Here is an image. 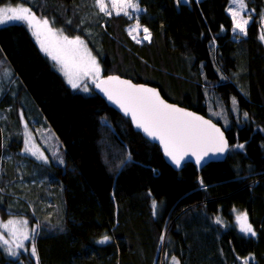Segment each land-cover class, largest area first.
<instances>
[{
    "label": "trees",
    "instance_id": "16d2710c",
    "mask_svg": "<svg viewBox=\"0 0 264 264\" xmlns=\"http://www.w3.org/2000/svg\"><path fill=\"white\" fill-rule=\"evenodd\" d=\"M137 2L136 18L105 15L95 0L0 7L22 5L79 36L101 78L152 85L213 115L230 142L227 159L174 171L102 98L72 89L25 23L2 25L0 216L28 219L35 236L17 258L0 249V264H264V0H245L246 35L234 32L231 0ZM137 23L150 40L129 34ZM25 119L51 133L63 166L25 152ZM236 212L247 213L255 236L240 231ZM104 236L109 242L98 243Z\"/></svg>",
    "mask_w": 264,
    "mask_h": 264
},
{
    "label": "snow or ice",
    "instance_id": "6c2138e0",
    "mask_svg": "<svg viewBox=\"0 0 264 264\" xmlns=\"http://www.w3.org/2000/svg\"><path fill=\"white\" fill-rule=\"evenodd\" d=\"M95 3L105 15L112 14L105 4V0H95ZM110 3L112 9L116 10L117 15H120L123 11L125 16L131 18L127 11L128 8L140 11L137 0H110ZM231 5L236 6L235 9L231 6L228 9L235 23L234 31L238 29L239 33L246 35V25L250 17L244 19L241 15V12L246 8L244 0H231ZM8 22H22L29 27L41 50L56 62L59 66L58 71L64 75L72 89L80 88L83 81L90 78L92 84L99 88L110 101L118 105L125 115L131 117L138 129H141L153 140L160 141L165 155L170 157L177 166L185 157H194L195 163L200 165L203 158L210 152L215 154L227 150L228 142L224 138L223 132L215 124L194 113L167 104L160 98L155 89L132 84L130 81L121 80L118 76H108L101 79L100 67L95 57L87 50L84 41L79 36L70 39L63 35L62 30H54L50 26L49 20L38 19L30 8L20 5L12 6L9 4L0 7V26ZM140 27V24L137 23L129 31V34L131 35L132 31L139 30ZM143 32V39L150 40L149 30L144 28ZM133 38L135 39V37ZM261 38L264 39V35ZM82 90L88 91V86L85 85ZM233 103L235 104V101ZM244 115L247 117V113ZM25 128H27V124H25ZM30 140L31 136L29 134V140L25 142V152L35 156L38 150L33 151L32 147H29ZM238 147L243 148V145H238ZM39 158L46 160L43 153H39ZM201 183L203 182L201 181ZM156 207V202L153 201L154 215ZM237 221L242 233L255 236L252 226L248 223L247 213L237 215ZM216 222L220 223L219 218ZM17 223H22L25 226L22 231L16 227ZM26 225L27 221L17 222L13 220H9L7 224L2 225L17 239L16 246L18 248H24L23 241L30 239ZM34 236L35 230H33V239ZM161 239L163 240V237ZM109 240L110 237L104 236L98 243L104 244ZM0 241L8 244V240L4 239L2 233H0ZM31 251L32 255H36L34 243ZM12 254L16 255L14 252ZM172 262L173 264H180L175 257L172 258ZM243 264H248V261L245 260Z\"/></svg>",
    "mask_w": 264,
    "mask_h": 264
},
{
    "label": "rangeland",
    "instance_id": "374dc122",
    "mask_svg": "<svg viewBox=\"0 0 264 264\" xmlns=\"http://www.w3.org/2000/svg\"><path fill=\"white\" fill-rule=\"evenodd\" d=\"M181 2H189L190 0H180ZM244 3L246 5V2L244 0ZM105 4L108 6L109 8V11L112 12L113 15H117L116 14V10L112 9L111 7V3H110V0H105ZM7 6V5H5ZM5 6H1V7H5ZM12 6H17V5H12ZM22 6V5H20ZM233 9H235V5H230ZM24 7V6H23ZM140 9V8H139ZM127 11L129 12L130 14V17L132 18H136V16H138L140 14V11H135L134 9L132 8H128ZM228 13H229V10H228ZM250 11L246 5V8L241 12V15L243 16L244 19H249L250 15H249ZM111 14V15H112ZM120 14H123V11H121ZM124 15V14H123ZM230 15V14H229ZM231 16V15H230ZM37 17V16H36ZM232 17V16H231ZM38 18V17H37ZM39 19V18H38ZM233 19V18H232ZM251 17L249 19V22L248 24L246 25V31H247V27L250 25L251 23ZM234 22V21H233ZM10 23V22H8ZM136 25V24H135ZM131 26L128 31H130L131 29L134 28V26ZM50 26L54 29V30H58L56 28H54L52 26V24L50 23ZM141 26V25H140ZM234 28H235V23H234ZM143 29L144 27L141 26L139 30H136V31H132V36L135 37V39H137L138 41H144L143 39V36H144V32H143ZM63 32V31H62ZM235 34H241V35H244L242 33H239V30L236 29L235 31ZM59 35V32L57 33ZM63 35H65V33L63 32ZM66 36V35H65ZM68 37V36H67ZM36 39V37H35ZM70 39H73V38H70ZM37 41V39H36ZM38 43V41H37ZM84 44L86 45L87 47V50L91 53V55L93 57L94 54L93 52L91 51V49L88 47V45L84 42ZM39 45V43H38ZM40 46V45H39ZM41 49V48H40ZM42 51V50H41ZM43 52V51H42ZM44 53V52H43ZM45 54V53H44ZM46 55V54H45ZM48 56V55H46ZM49 57V56H48ZM96 59V57H95ZM96 62L97 64L99 65L98 63V60L96 59ZM55 65H56V68L58 70V65L56 64V62L54 61ZM100 67V65H99ZM59 73L62 75V77L65 79L66 81V78L64 77V75L59 71ZM101 74H102V69L100 67V77H101ZM67 82V81H66ZM68 84V83H67ZM69 85V84H68ZM87 85L88 86V91H83V87ZM70 86V85H69ZM93 86L94 84H92L91 82V79H85L83 81V83L81 84V87L80 88H77L76 90H78L79 92L81 93H84V94H90L91 92H94L93 90ZM71 87V86H70ZM233 106L236 108L237 105L236 104H233ZM213 121L216 120V118L211 115L210 116ZM230 121V120H229ZM25 122L27 124V130L28 131H24V140L25 142L29 140V134L31 136V140H30V143H29V147H32L33 151H36L38 150L37 152V155H32L31 153H29V155L33 156L34 159L40 161V162H47V164L50 165V162L52 161L53 163H55L56 165H64L65 163V157H64V150L62 149V147L58 144V142L53 138V136L51 135V133H49L45 128H39L37 126V128L35 127H32L30 125V123L28 124L27 120L25 119ZM32 122H35L34 120ZM24 149H25V146H24ZM39 153H43V156L46 157V160L45 159H42V158H39ZM62 161V162H61ZM239 214H242V212H236L235 213V216H236V223H237V226L239 228V223L237 221V215ZM247 219H248V216H247ZM9 220H13V221H17V222H22V221H27V225H26V228H27V231H28V234H29V237L30 239L29 240H24L23 241V244H24V248H18L16 245H17V239L15 237H13L9 231H7L2 225L3 224H7V222ZM248 223L250 224L249 222V219H248ZM251 225V224H250ZM11 227V226H10ZM16 227L18 229H20L21 231L24 229V225L22 223H17ZM240 229V228H239ZM33 228H31V225L28 221V219L24 218V217H21V216H10V217H7L5 219L1 218L0 216V233L3 234L4 236V239L8 240V244H4L3 241H0V249L3 250V252L10 258H17L18 255L20 253H28L29 249H30V245H31V242H32V236H33ZM9 249H11V251H9ZM27 249V250H25ZM16 253V255H13L12 253Z\"/></svg>",
    "mask_w": 264,
    "mask_h": 264
},
{
    "label": "water",
    "instance_id": "95a60500",
    "mask_svg": "<svg viewBox=\"0 0 264 264\" xmlns=\"http://www.w3.org/2000/svg\"><path fill=\"white\" fill-rule=\"evenodd\" d=\"M108 76H118L121 80H127V81H130L132 84H135V85H143L147 88H151V89H155L159 95H160V98L163 99L167 104H170V105H174L175 107H178V108H181L187 112H191V113H194L195 115L197 116H201L203 117L205 120H209L211 121L212 124H215L217 128H219L221 130V132H223L224 134V138L227 140L228 142V138H227V134L224 130V128L218 124L217 122L213 121L212 119H210L209 117L207 116H204L202 115L201 113H198L194 110H191V109H188L186 107H183L181 105H179L178 103H175V102H172L170 100H168L164 95L163 93L161 92V90L157 87H154L152 85H148V84H144V83H136L134 81H132L131 79H128V78H125V77H122L120 75H117V74H111V75H108ZM108 76H104L102 77L101 79H105L107 78ZM93 90H94V93L96 95H98L100 98H102L105 103L110 107L112 108L114 111H116L118 114H120L122 117H124L125 119H128L132 125V128L134 129L135 132L141 134L147 141H149L150 143L154 144V145H157L159 148H160V151L163 155V158L166 162V164L168 166H170L174 171L176 172H180L184 169L185 165L186 164H191L193 165L198 172H201L205 167H207L208 165L212 164V163H218V162H223L227 159L228 155H229V151H230V147H229V142H228V148L226 151H224L223 153H209L207 156H205L203 158V160L201 161L200 165H197L195 163V158L194 157H185L184 160L181 161L180 165L177 166L172 160L170 157L166 156L165 153H164V148H163V145L160 143L159 140H153L152 138L148 137L141 129H138L135 124L133 123L132 119L130 116H127L124 114L123 110L116 104H114L112 101H110L107 96L99 89L97 88L95 85L93 86Z\"/></svg>",
    "mask_w": 264,
    "mask_h": 264
},
{
    "label": "crops",
    "instance_id": "0c3cea01",
    "mask_svg": "<svg viewBox=\"0 0 264 264\" xmlns=\"http://www.w3.org/2000/svg\"><path fill=\"white\" fill-rule=\"evenodd\" d=\"M22 123H23V127H24V129H25L26 131H28L27 128H25V124H26V122L23 121Z\"/></svg>",
    "mask_w": 264,
    "mask_h": 264
},
{
    "label": "bare ground",
    "instance_id": "6f19581e",
    "mask_svg": "<svg viewBox=\"0 0 264 264\" xmlns=\"http://www.w3.org/2000/svg\"><path fill=\"white\" fill-rule=\"evenodd\" d=\"M228 142H229V140H228ZM229 147H230V149H231L230 142H229ZM186 165H187V164H186ZM186 165H185V166H186Z\"/></svg>",
    "mask_w": 264,
    "mask_h": 264
}]
</instances>
